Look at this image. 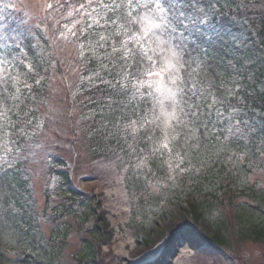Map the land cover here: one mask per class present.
I'll return each instance as SVG.
<instances>
[{
    "label": "rangeland",
    "instance_id": "rangeland-1",
    "mask_svg": "<svg viewBox=\"0 0 264 264\" xmlns=\"http://www.w3.org/2000/svg\"><path fill=\"white\" fill-rule=\"evenodd\" d=\"M261 2L263 5L260 7H255L257 2L253 6L252 0H200L197 5L208 11L209 21L202 26L190 25V34L186 33L187 39L183 41V59L187 61L184 74L194 70L199 86L205 92L214 93L218 104L228 101L235 91L240 90L238 88L244 87L246 80L253 75L254 68L250 65L264 59L262 53L253 54L248 50L257 43L255 34L241 19L246 15L236 12V8L246 5L252 11L262 8L260 12L264 13V0ZM44 3L45 0H0V17L3 18L0 24L8 27L7 42L12 49L11 52L9 48L0 49V58L26 55L28 60H32L40 51L36 47L39 40L44 48L40 64H45V72L41 75L48 73L45 89L48 100L43 99L42 104L34 108L37 119H33V126L27 130L32 131L38 119L43 127L30 140L20 135L17 127L12 139L27 158L19 160L14 169L7 170L6 175L0 173V264H114L112 252L117 251L116 244L109 242L110 234H105L104 230L109 220L119 217L121 211L125 217L120 222L127 231L132 230L128 239L135 240L143 249L156 244L159 234L164 235L173 224L184 234L178 232L180 246L194 245L190 247L192 256L186 264H264V236L251 235L239 239L242 225L237 219V213L244 211L246 222L243 226L247 224L252 229L256 223L264 225V113L257 112L256 118L250 121L246 119V111L237 109L233 123L236 120L241 122V134L230 136L227 121L213 123L217 120L213 112L207 130L202 128L186 143L183 136L179 143L173 142V157L169 158L166 153L163 157L150 156L152 164L149 170V167L137 168L136 165L149 152L151 142H134L123 130L129 117L138 119L132 108L136 106V111L142 113L148 107L147 101L137 100L127 108L114 104L113 108L119 115L114 117L116 112L113 110L104 112V134L108 138L113 134H123L127 152L123 153L124 148H119L111 157H94L92 150L95 147L89 140L94 121L87 115L95 112L81 103L79 107L72 95L77 89L73 83L76 77L70 69L77 64V53L72 45L63 41H58L55 46L45 43L44 37L49 35L45 23L50 21L42 19L46 15ZM185 6L191 10L192 0H185ZM14 40L21 45L19 49H16ZM3 43L0 40V44ZM52 50L55 51V61L54 57L51 58ZM129 71L134 76L138 72L137 69ZM101 75L115 82L114 76ZM69 83L73 86L68 87ZM261 88L264 90V80ZM109 90V94L115 96L114 90ZM117 99L124 104L129 102L128 96ZM139 135H152L151 127ZM16 136L21 137L19 143ZM159 136L157 132L153 140ZM105 143L104 139V151L114 149V144ZM129 145L136 151L133 152ZM141 148L145 149L143 153ZM177 151L184 157L180 164L182 170L175 168ZM52 157L69 160L66 165V172L71 177L69 185L64 184L65 178L54 170L58 160L55 162ZM252 159L258 160L252 172L247 174L243 165ZM169 160L173 164L172 169L168 167ZM217 163L223 169H230L229 175L241 185L237 189L234 187L236 200L232 206L213 209L209 216L196 220L183 199L187 197L191 181L180 177L187 175L184 172L186 168L193 172L196 169L201 171L212 169ZM218 187L217 180H210L205 190L210 193ZM71 188L79 193L80 200L64 195ZM113 194L119 199L118 207H105L110 202L106 196ZM62 204L64 207L60 206ZM105 208L107 210L102 214ZM70 210L73 211L71 214ZM220 217L227 220L228 226H225L232 237L229 245L212 242L216 232L214 219ZM112 222L110 226L119 228L117 224L111 225ZM166 240L162 237V241ZM90 243L92 254L88 252ZM166 248L173 249L167 243Z\"/></svg>",
    "mask_w": 264,
    "mask_h": 264
},
{
    "label": "snow or ice",
    "instance_id": "snow-or-ice-1",
    "mask_svg": "<svg viewBox=\"0 0 264 264\" xmlns=\"http://www.w3.org/2000/svg\"><path fill=\"white\" fill-rule=\"evenodd\" d=\"M199 2L192 0L191 10L186 8L185 0H45L43 5L46 15L42 19L50 21L45 23V30L49 32L44 37L45 43L55 46L63 41L76 50L77 64L70 69L76 77L74 97L87 82L89 90L95 88L103 98L90 100L100 102L101 112L105 106L115 111L114 104L127 108L137 100L147 101L148 107L142 113L136 111V106L132 108L138 119L129 117L123 127L125 135H130L134 142H151L149 152L139 159L137 168L148 167L150 156L163 157L165 151L169 158L173 157V142L179 143L183 136L186 143L202 128L207 130L213 112L217 117L214 124L227 121L230 136L241 134V122L233 123L238 110L233 108L226 117L216 107L219 101L215 94L199 86L194 70L184 74L186 33L190 34V25L202 26L209 21L208 11L198 7ZM0 30V40L4 41L0 49L9 48L7 25L0 24ZM13 43L16 49L21 47L15 40ZM36 47L40 51L32 60L26 55L0 58V173L4 175L8 169H14L19 160L27 158L12 139L17 126L20 135L29 140L43 127L42 122H37L33 130L28 131L33 126V119L29 118L32 109H23L26 100L35 99V90L42 88L45 80L38 72L44 53L39 40ZM93 64L95 67H90ZM129 69H137V75ZM101 73L114 76L115 82L104 79ZM73 83L67 86L72 87ZM99 85L114 90L115 96ZM122 96L129 97L128 104L117 99ZM149 127L152 135H139ZM157 132L160 136L153 140ZM129 147L136 151L132 145ZM140 151L143 153L145 149ZM175 157V168L180 169L184 157L179 151L175 152ZM168 167L173 168L171 160Z\"/></svg>",
    "mask_w": 264,
    "mask_h": 264
},
{
    "label": "trees",
    "instance_id": "trees-1",
    "mask_svg": "<svg viewBox=\"0 0 264 264\" xmlns=\"http://www.w3.org/2000/svg\"><path fill=\"white\" fill-rule=\"evenodd\" d=\"M262 0H256L257 5L255 6V3L253 6L255 7H260L262 6ZM262 8H258L257 10H250L249 7H245L243 10H241L239 13H242L246 16H249L248 18L242 17L241 19L244 20L245 22L248 23V27H250L254 34H255V39H256V45L251 46L248 50L251 53H262L261 55L264 57V13L260 12ZM260 46V47H258ZM94 67V65H91L90 67ZM255 69L252 72L253 75L251 78L246 80L245 82V88L241 89L242 91H239L238 96L239 99H235L233 102H237L240 104V106L246 110H248L250 119L254 118L255 112L257 111H262L264 112V91L261 90L260 84L262 83V80L264 78V59L260 63H254ZM48 78V77H45ZM254 81L252 84L251 81ZM48 82V79H45L43 81V87L35 90V99L31 100H26L25 104L23 106V109H32V112L30 113V117L32 119H37L35 118V114L33 113L34 108L37 107L38 105L42 104L41 101L48 100L47 93H45L46 89V83ZM97 84L99 82L97 81ZM101 88H103L107 93H110L109 88H107L106 85H99ZM82 90L80 91L77 96L73 98V101L76 102L79 107L80 103L82 106H85L86 108H92L93 111L95 112L93 115H87V117H90V120H93V126L91 128V137L90 141L92 145L95 147L94 150H92V155L94 157L97 156H102V157H111L110 155H116V150L119 148H124L123 153L127 152V147L124 145L123 139L120 137V134H113L110 138L106 137L104 134V131H106V126L105 130H103L104 126V112L110 110L107 106L104 107L103 112H101V104L100 102L97 103H91L90 100H97L99 101L100 99H103L100 97L99 92L95 90V88L89 90L88 85L84 86L81 88ZM78 97V99H76ZM81 100V101H80ZM106 103V102H105ZM111 111V110H110ZM114 117L115 115L117 116L118 111H114ZM70 113L72 114V110L70 109ZM119 115V114H118ZM35 116V117H34ZM44 116V115H43ZM34 117V118H33ZM39 121V119H38ZM37 121V122H38ZM100 122V123H99ZM102 124L100 128L96 127V125ZM93 131V132H92ZM20 137V136H18ZM62 140L61 138H59ZM104 139L106 140L107 143L105 144H114V149L112 151L103 150V142ZM102 142V143H101ZM113 146V145H112ZM123 155V154H122ZM54 156V155H53ZM65 156V155H64ZM62 156V157H64ZM53 158V157H52ZM53 160L58 164V167L54 169L56 173L59 176H62L64 182L68 185L71 183V177L70 173L68 174L67 171V163L69 162L68 159H61L59 157H54ZM72 163H74L73 160H71ZM71 163V164H72ZM245 170L248 172L250 171V168L248 165L243 166ZM228 168H226L227 171ZM229 172L226 173L225 169L222 167L218 171H214L213 173H201V179L200 181H197L194 186L192 187V190L190 193H187V197L192 199L190 201V212L193 213L194 217L196 220H201L205 216H209V211L219 208V207H225V206H232L233 201L236 200L234 197L235 194V188H239L241 185H239L238 181H236L235 178H231L229 173L231 172L230 169H228ZM246 171V172H247ZM226 174V177H223ZM249 174V173H247ZM219 179L220 181V186L218 188V191L215 192L214 194H207L205 190V184L210 181V180H215ZM238 184V185H237ZM232 188H234L232 190ZM70 191H73L72 194H74V198L77 200H80V196L78 195L79 193L77 191H74L72 189H69ZM72 197V196H71ZM73 198V197H72ZM237 219L239 220L240 224L243 222H246V213L244 211H239L237 213ZM227 220L223 219L222 217L218 219H214V222L216 224V232L213 237V243L217 245H227L229 241L231 240L232 237H230V233L228 230V224L226 222ZM222 222V223H221ZM225 224L227 226H225ZM253 233L256 234L257 237L263 236L264 235V227L259 226V225H253ZM240 238L243 239L249 236V232L247 229L242 227L240 229ZM92 244H89V250L91 254L93 253V248L91 246ZM229 245V244H228ZM99 251H100V245H98ZM91 258H94V256H91Z\"/></svg>",
    "mask_w": 264,
    "mask_h": 264
},
{
    "label": "bare ground",
    "instance_id": "bare-ground-1",
    "mask_svg": "<svg viewBox=\"0 0 264 264\" xmlns=\"http://www.w3.org/2000/svg\"><path fill=\"white\" fill-rule=\"evenodd\" d=\"M106 197L110 199V202L105 207H118L117 201L119 199L114 194ZM106 210L107 209L105 208L102 214L105 213ZM109 213H111V209L108 211V214ZM124 217L125 214L123 211H121L119 217H114L109 220V223H107V226L104 230L105 234H110L109 242L111 244H116L117 251L112 252L115 259L114 264H186V262L191 258L192 255L190 253V247H193L194 245L186 244L181 247L179 244L180 238L178 236V232L182 234V231L179 230V228H175L173 224H171V226L167 228V230L164 232V235L159 234L157 240V243H159L162 241V237H166L167 240L163 242H166L167 245L169 244V246H172L173 249L171 250L165 248L162 251L160 247H153V245H151L150 249H155L145 253V249L137 245L135 240L128 239L129 235H132V230H130V232L127 231L124 228L123 223L120 222V219H123ZM111 221H113L111 225L113 223L117 224L119 228H113L112 226H110L109 224ZM108 227H110V229L107 231L106 229ZM182 235L184 236V234ZM171 238H173V241H170ZM140 256V259L134 260L135 258Z\"/></svg>",
    "mask_w": 264,
    "mask_h": 264
}]
</instances>
